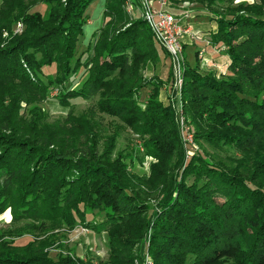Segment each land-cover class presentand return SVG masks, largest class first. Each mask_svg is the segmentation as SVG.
I'll use <instances>...</instances> for the list:
<instances>
[{
	"label": "trees",
	"instance_id": "trees-1",
	"mask_svg": "<svg viewBox=\"0 0 264 264\" xmlns=\"http://www.w3.org/2000/svg\"><path fill=\"white\" fill-rule=\"evenodd\" d=\"M95 1L0 0V215L10 208L15 222L39 223L29 228L41 235L86 221L85 210L104 212L106 221L93 229L108 233L111 264H133L134 247L149 231L154 264H187L191 256L192 264H264V0L215 11L212 39L226 47L231 76H203L198 59L194 67L185 62L181 99L196 140L242 153L239 168L201 155L184 165L176 113L159 100L166 83L158 76L144 79L149 66L161 64L159 49L148 24L130 17L128 0H106L108 23L89 45L92 55L76 59L86 11ZM198 1L208 8L224 2ZM38 3L49 7L46 16L34 11ZM19 22L21 35L13 33ZM53 65L57 75L44 83V68ZM82 68L86 80L65 90L61 104L99 97L101 112L148 136L146 146L158 160L149 179L113 160V144L100 153L84 118L70 111L61 124L47 121L41 105L50 86L64 85ZM144 90L142 109L134 97ZM78 128L82 132L73 133ZM80 138L85 141L79 144ZM147 182L164 194L157 209L150 210L138 189ZM4 240L0 264H83L54 261L46 241L17 248Z\"/></svg>",
	"mask_w": 264,
	"mask_h": 264
},
{
	"label": "rangeland",
	"instance_id": "rangeland-1",
	"mask_svg": "<svg viewBox=\"0 0 264 264\" xmlns=\"http://www.w3.org/2000/svg\"><path fill=\"white\" fill-rule=\"evenodd\" d=\"M141 0H131L130 3H135L139 8ZM235 0H224L223 6L212 8L209 14L217 18L215 11L223 12L230 7L236 5ZM105 0L95 1L86 11L87 24L85 25L83 36L77 45L76 59L85 61L92 53H87L90 44H95L97 37L95 35L101 28L106 27L107 21L104 19L103 7ZM260 4L259 0H254V4ZM131 5V4H130ZM127 6V3H126ZM207 7V5H203ZM132 7V5H131ZM34 11L47 15L49 7L44 3H38L33 7ZM135 9V7L133 8ZM214 9V10H213ZM222 9V10H221ZM130 14L132 20L142 19L139 10H132ZM177 19H179L176 16ZM181 23V20H180ZM181 25V24H180ZM25 30L22 23H17L13 28V33L21 35ZM197 42H202L203 48L196 51L195 48L188 50L187 55H183V60L180 63L179 75H176L174 65L171 61L169 66V75L163 81L161 79V64L157 67L149 66L144 74V79L149 81L155 76L166 84L160 89L159 100L165 105H171L176 113V124L178 127L181 145L184 150V165L186 166L193 157L201 155L204 158H209L215 162H221L228 167L239 168V162L244 158L242 153L238 152L231 147L213 148L203 141L196 140L195 128L189 122V117L185 114L182 103V85L184 79L185 62L191 67L196 65V58L199 61V73L203 76L213 75L216 79L220 80L224 76H231L228 67L224 69L215 65V61L209 53L208 48L214 49L216 54L221 55L225 53L226 47L223 44L213 43L212 36H206L205 33L197 32ZM8 34L5 33L4 37ZM183 39V38H182ZM156 46L162 53L164 49ZM184 48V46H183ZM163 50V51H162ZM165 55V54H164ZM166 58V55L165 57ZM170 59V57H168ZM166 60V59H164ZM171 60V59H170ZM44 76L42 80L48 84V76L55 79L57 75V68L55 65L52 67L44 68ZM87 78L85 68H82L77 74H71L70 79L64 85L54 84L50 86L49 98L41 105L44 113L47 115V121L50 123H63L68 117L69 112L73 113L75 118H84L93 128L95 139L98 143L100 153L108 147V144H113L112 158L113 160L120 159L126 164L128 172L137 178L149 179L152 174L153 166L158 163V160L149 152L146 144L150 138L148 136H141L136 134L134 129L129 125L123 123L118 118L105 114L97 108V103L100 98L96 97L93 100H85L83 98H76L69 100V107H63L59 98L64 94L65 90L79 89ZM134 100L140 104L142 109H145L148 92L144 90L140 95L135 96ZM23 114L27 113L26 105H23ZM94 126V127H93ZM81 129L74 130L73 133H81ZM93 136V135H92ZM85 141V138H80V142ZM80 146V145H79ZM173 167L176 164L175 158L171 161ZM194 179L189 180V184L193 183ZM138 182V180H137ZM138 189L143 192L142 199L144 203L148 204L150 210L157 209L159 202L163 198L161 187L156 189L149 186V182L139 185ZM86 212V221L82 222L77 220V224L73 227L56 226L55 230L49 231L46 234H39L36 229L29 227H38L40 224L30 220H22L20 222L14 221L12 210L9 208L0 215L1 235L5 240L13 244L14 247L24 248L28 244H34L37 247L42 241H46L48 246L45 248V253L54 261L60 259L71 258L83 264H111L109 235L105 231L97 232L93 229L94 226H100L106 221V214L99 210ZM3 232V233H2ZM152 231H149L147 236L140 241L133 250V264H154L152 257L149 254L150 239ZM194 256L189 257L187 264H192ZM221 264H236L231 259L222 260Z\"/></svg>",
	"mask_w": 264,
	"mask_h": 264
},
{
	"label": "crops",
	"instance_id": "crops-1",
	"mask_svg": "<svg viewBox=\"0 0 264 264\" xmlns=\"http://www.w3.org/2000/svg\"><path fill=\"white\" fill-rule=\"evenodd\" d=\"M106 2V0H105ZM131 0L127 1L126 8L131 12L132 10H138V7L135 5V3H130ZM234 3L238 6L240 4H248L253 5L254 0H235ZM132 5V8L130 10L129 6ZM217 4L219 6H223V2H217L215 5H213L212 8L217 7ZM202 2L198 0H168V7L167 10L177 16L181 20V26L186 30L189 29L192 32H201L205 33L206 36H212L217 31V18L214 17V15L209 14V10L212 8L204 7ZM135 7V9H133ZM103 9L105 10V4ZM103 10V12H104ZM214 10V9H213ZM222 10V9H221ZM85 28V27H84ZM183 45H184V51L187 55L188 50L192 47L197 50L203 48V45H201V41H193L191 38V35L185 34L183 36ZM210 55L215 61V65L221 66L224 69L230 66V58L225 53L218 55L216 54L214 49L208 48ZM163 51V50H162ZM160 57L162 60V68H161V79L165 81V79L169 75V66L171 63V60L164 55L159 49ZM166 59V60H164ZM197 62V58H196Z\"/></svg>",
	"mask_w": 264,
	"mask_h": 264
},
{
	"label": "built area",
	"instance_id": "built-area-1",
	"mask_svg": "<svg viewBox=\"0 0 264 264\" xmlns=\"http://www.w3.org/2000/svg\"><path fill=\"white\" fill-rule=\"evenodd\" d=\"M167 7L168 0H141L138 10L141 18L152 30L156 44L168 52L176 75H179L180 63L184 55L183 36L185 34L191 35L193 41L199 38L198 33L189 29L185 30L180 25V19L170 13ZM129 8L131 10V5Z\"/></svg>",
	"mask_w": 264,
	"mask_h": 264
}]
</instances>
